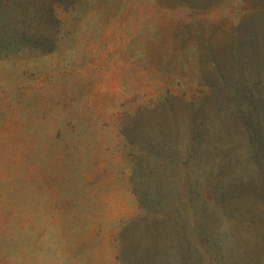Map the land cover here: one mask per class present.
<instances>
[{
	"label": "rangeland",
	"instance_id": "374dc122",
	"mask_svg": "<svg viewBox=\"0 0 264 264\" xmlns=\"http://www.w3.org/2000/svg\"><path fill=\"white\" fill-rule=\"evenodd\" d=\"M172 3L86 0L61 13L51 52L0 56V264H264V198L221 205L211 175L223 161L204 176L191 163L208 206L203 236L185 228L198 208L181 166L192 138L185 97L202 91L196 46L223 48L246 5ZM239 143L233 134L224 145L238 164L222 182L263 188ZM152 145L172 167L147 158ZM157 188L164 202L147 214L140 192L156 198Z\"/></svg>",
	"mask_w": 264,
	"mask_h": 264
},
{
	"label": "trees",
	"instance_id": "16d2710c",
	"mask_svg": "<svg viewBox=\"0 0 264 264\" xmlns=\"http://www.w3.org/2000/svg\"><path fill=\"white\" fill-rule=\"evenodd\" d=\"M85 1L0 0V56L20 54L26 50L51 52L54 36L60 33L61 13ZM171 1L173 6L181 10H201L222 0ZM243 3L246 5L242 11L244 17L231 26L230 38L223 48L218 43L205 44L203 41L196 46L199 54L195 68L202 82V91H196L192 99L185 97L190 106L192 138L181 164L183 185L189 201L193 202L194 198L198 201V208L191 204L190 212L186 211L190 216L186 218L185 228L190 227L192 234L198 237L203 236L201 216L203 209L208 206V199L201 189L200 180L195 182V190L192 188L189 179L191 163L204 176V169L213 158L215 164L224 162L217 176L211 175L214 185L220 190L221 205H228L247 195L264 198V187L245 186L243 182L238 185L229 184L227 187V182H222L234 174L238 164H235L236 167L229 164V155L223 150L227 140L234 134L240 140L239 149L246 152L248 164L251 163L258 173L260 180L251 182L258 186L264 183V0H243ZM193 28L198 29L197 34L202 33L195 21ZM172 98L168 97L166 105H169ZM222 122H226L225 127L220 126ZM148 157L156 165L163 160L172 167L171 157L161 155L157 146L152 145ZM143 161L142 157L137 166V177L142 179ZM140 194V205L144 212L158 215L153 214V208L164 202L159 189L156 198L149 190L143 189ZM169 216V213H163L161 220L169 223ZM122 262L127 263L125 258H122ZM189 262L190 259H186L185 263Z\"/></svg>",
	"mask_w": 264,
	"mask_h": 264
}]
</instances>
